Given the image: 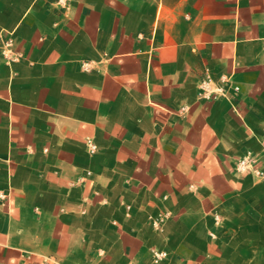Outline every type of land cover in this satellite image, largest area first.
Segmentation results:
<instances>
[{"label": "crops", "instance_id": "obj_1", "mask_svg": "<svg viewBox=\"0 0 264 264\" xmlns=\"http://www.w3.org/2000/svg\"><path fill=\"white\" fill-rule=\"evenodd\" d=\"M0 31V264H264V179L235 169L264 0H0Z\"/></svg>", "mask_w": 264, "mask_h": 264}, {"label": "built area", "instance_id": "obj_2", "mask_svg": "<svg viewBox=\"0 0 264 264\" xmlns=\"http://www.w3.org/2000/svg\"><path fill=\"white\" fill-rule=\"evenodd\" d=\"M14 38L12 36H4L0 31V53L8 55L13 53ZM16 58V56H15ZM261 149L259 151L247 150L236 162L235 169L238 173L252 174L260 179H264V132L259 140ZM91 150L95 149V145L91 144ZM11 200V191L0 190V204L8 206ZM217 218L220 215L216 216ZM167 218V214L162 212L156 216H150L152 226L156 230H160ZM166 251L153 249V257L156 262L167 257ZM44 264H55L51 258H47Z\"/></svg>", "mask_w": 264, "mask_h": 264}]
</instances>
